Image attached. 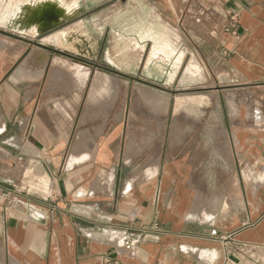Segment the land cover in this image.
<instances>
[{"label":"crops","instance_id":"0c3cea01","mask_svg":"<svg viewBox=\"0 0 264 264\" xmlns=\"http://www.w3.org/2000/svg\"><path fill=\"white\" fill-rule=\"evenodd\" d=\"M95 1L126 7L134 55L158 80L171 72L178 82L186 63L152 53L162 38L177 39L187 58L213 72V115L229 125L210 129L213 157L203 165L193 156L190 178L188 164L162 154L142 166L119 161L120 113L103 107L106 79L93 64L67 58L69 49L54 56L33 44L63 9L51 0L0 8L1 23L38 18L0 26V151L22 171L2 179L16 184V196L11 209L0 206V257L6 264H264V0ZM233 15L237 35L226 31ZM118 55L112 43L105 62L125 70ZM133 62L130 71L140 64ZM141 228L149 239L134 255L116 247L118 235Z\"/></svg>","mask_w":264,"mask_h":264},{"label":"rangeland","instance_id":"374dc122","mask_svg":"<svg viewBox=\"0 0 264 264\" xmlns=\"http://www.w3.org/2000/svg\"><path fill=\"white\" fill-rule=\"evenodd\" d=\"M26 1L28 0H0V8L10 2L25 3ZM51 1L62 8L64 14H53L51 24L42 25V30L39 32L41 37L34 40L33 44L37 47H51L54 56H62L63 50L69 49L72 54L67 58L93 64L94 71L101 73L100 75L106 79L102 88L107 94L103 107L108 110L114 104V111L120 113V153L117 155L119 161L135 160L139 166H142L145 159L150 161L151 157L162 154L170 162L178 161L188 164L185 178L191 176L190 164L193 156L199 157L200 164L206 165L207 156L211 154L213 157V152H208L206 147L213 143L210 129L215 126L229 125V121L226 119L224 121L220 112L217 116L213 115V90H215L213 89V72L208 71L204 65L202 67L194 55L187 58L185 51H181L177 45L179 44L177 39H169L177 48L176 55L173 57L174 62L178 63V67L185 60L186 63L182 73L181 71L178 73V76L181 74L178 82L176 75L173 81L168 80L171 72L166 73L163 76L164 80L160 81L159 76L156 75L158 73L143 69L144 57L134 55L132 41L128 38L127 25L124 23L127 22L126 7H112L111 4L103 7L99 4L100 1L83 0L84 7L79 9L77 0ZM68 6L73 12L78 9L77 14L71 13ZM104 13L108 14L101 17ZM117 15L118 18L115 19ZM34 19L18 17L6 23L0 22V26L17 29L19 20H28V23H31ZM103 21L109 22L107 28ZM102 32L106 36H103ZM114 32H118L119 38L115 40L107 38L114 35ZM112 43L119 51L118 60L125 70L112 69L105 62L106 50ZM176 57L182 59L181 63L175 61ZM134 58L139 59L140 64L135 71H130L128 66L133 65ZM193 61L195 64H192ZM190 64L193 66L190 67ZM74 65L87 69V76L89 69L85 64ZM192 70H195L194 73ZM153 75H156V80L151 78ZM108 122L105 120L104 126L107 127ZM154 145H161L163 148L154 147ZM6 158L9 160L8 153L0 151V186L5 187L1 188L0 196L2 191L11 194L6 201H0V206L3 207L8 201L15 200L16 184L11 182L4 184L2 179L10 180L9 174L20 176L22 173L20 169L10 167ZM104 183L107 188L108 181L104 180ZM210 187L212 188L213 184ZM220 206L221 200L217 199L214 209H219ZM0 264H6L1 257Z\"/></svg>","mask_w":264,"mask_h":264},{"label":"built area","instance_id":"2783aa9c","mask_svg":"<svg viewBox=\"0 0 264 264\" xmlns=\"http://www.w3.org/2000/svg\"><path fill=\"white\" fill-rule=\"evenodd\" d=\"M230 24L229 27L226 29L227 32L233 34V35H237V29H238V16L237 15H233L230 18ZM10 193H6V192H1V196H0V201H6L8 199V197H10ZM13 202L8 201V203H6V205H4V209L5 210H9L12 208ZM154 230L159 231L160 228L158 225H155ZM148 229L146 228H141L138 230H129V231H125L123 234L118 235L116 237V247L120 248V249H124L125 251H127L130 255H134L136 253V251L140 248V246L146 242L149 238V233H148ZM211 235L214 237L217 235V231L213 230Z\"/></svg>","mask_w":264,"mask_h":264},{"label":"bare ground","instance_id":"6f19581e","mask_svg":"<svg viewBox=\"0 0 264 264\" xmlns=\"http://www.w3.org/2000/svg\"><path fill=\"white\" fill-rule=\"evenodd\" d=\"M11 6V2L8 4V8ZM172 40H174V39H172ZM174 42V41H173ZM175 43V42H174ZM178 45V44H177ZM176 51H177V48L175 47V45L173 44V43H171L170 41H169V39L167 38H165V39H160L159 41H157V42H155L154 44H153V47H152V53H154V54H157V53H159V52H162V53H164L165 55H167L168 57H175V55H176ZM179 54V53H178ZM168 60V59H167ZM181 58L180 57H176V59H175V61H177V62H179V63H181ZM194 62V61H193ZM177 66H178V63H175ZM192 64H195V62L194 63H192ZM192 64H190V67H191V65ZM193 66V65H192ZM187 68H188V66H187ZM193 68V67H192ZM191 69V68H190ZM186 70V69H185ZM189 71V70H188ZM191 71V70H190ZM195 71V70H194ZM194 71L192 70V73H194ZM187 74H189V73H187ZM192 75H194V74H192ZM174 76H175V73H172L171 75H169V78H168V80L171 82V81H173L174 80ZM187 76V75H186ZM194 76H197V74L196 75H194ZM191 77V76H190ZM198 77H199V75H198ZM191 78H193V77H191ZM184 80H186V79H184ZM195 80H196V78H195ZM194 81V80H193ZM184 83V82H183ZM191 84V83H190ZM189 85V84H188ZM159 120V119H158ZM161 120V119H160ZM129 188V187H128Z\"/></svg>","mask_w":264,"mask_h":264}]
</instances>
